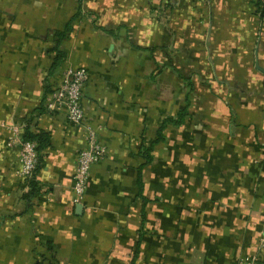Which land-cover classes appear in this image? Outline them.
Segmentation results:
<instances>
[{
    "label": "crops",
    "instance_id": "0c3cea01",
    "mask_svg": "<svg viewBox=\"0 0 264 264\" xmlns=\"http://www.w3.org/2000/svg\"><path fill=\"white\" fill-rule=\"evenodd\" d=\"M70 24V30L59 39ZM62 55L58 64L55 61ZM85 68V126L46 104ZM146 164L142 146L157 139ZM50 145L30 192L12 128ZM86 127L104 147L73 202ZM264 264V7L0 0V264Z\"/></svg>",
    "mask_w": 264,
    "mask_h": 264
},
{
    "label": "built area",
    "instance_id": "2783aa9c",
    "mask_svg": "<svg viewBox=\"0 0 264 264\" xmlns=\"http://www.w3.org/2000/svg\"><path fill=\"white\" fill-rule=\"evenodd\" d=\"M256 1L264 3V0ZM87 82L88 72L85 68L67 69L63 72L62 80L58 87L50 95L46 108L49 111L63 109L69 124L77 127L85 126V111L82 99ZM85 129L87 130L86 145L77 155V165L72 186L73 202L78 205L82 203L85 197L92 166L99 162L105 154V149L99 143L94 130L89 127ZM11 130L12 137L8 145L19 144V175L22 179L28 180L32 178L33 171L37 165L36 144L22 141L19 127H13ZM239 264L261 263L255 257H248Z\"/></svg>",
    "mask_w": 264,
    "mask_h": 264
},
{
    "label": "trees",
    "instance_id": "16d2710c",
    "mask_svg": "<svg viewBox=\"0 0 264 264\" xmlns=\"http://www.w3.org/2000/svg\"><path fill=\"white\" fill-rule=\"evenodd\" d=\"M255 2H256V5L264 7V3L258 2L256 0H255ZM69 30H70V24L67 25V27L65 28V30L63 32L58 33L57 37L59 39H62L66 35V33H68ZM58 56H59V58H57V60L55 61V65L58 64L62 55L59 53ZM186 115H187L186 110H182L178 114L176 119H168V120L164 121L163 124L161 125L159 131H158L157 139H155V141L152 142L151 144H148V146H146V144L142 146L141 155L145 159L146 164H148L151 161L150 154L153 150L154 145H156L157 143H159L160 141H162L164 139L162 133H163V130L165 129V127L168 124L169 125L172 124V125H176V126L181 125ZM21 139L24 142L35 143L36 144V151L38 154L37 165L33 171V176H32V178L28 179L29 185H30V192L25 196L26 198H31V197L37 195V193L39 192V188L37 186L36 180L34 179V176H35L37 168H38V166L42 160L41 152L46 147H48L50 145V137L46 133L34 134V133L30 132L28 127H25ZM35 264H41V262L37 261Z\"/></svg>",
    "mask_w": 264,
    "mask_h": 264
},
{
    "label": "water",
    "instance_id": "95a60500",
    "mask_svg": "<svg viewBox=\"0 0 264 264\" xmlns=\"http://www.w3.org/2000/svg\"><path fill=\"white\" fill-rule=\"evenodd\" d=\"M79 207H82V205H79Z\"/></svg>",
    "mask_w": 264,
    "mask_h": 264
}]
</instances>
